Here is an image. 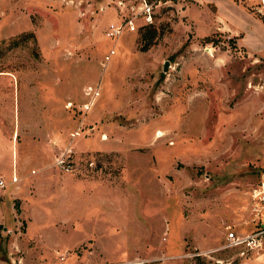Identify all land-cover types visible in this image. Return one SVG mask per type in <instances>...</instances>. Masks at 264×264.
Returning <instances> with one entry per match:
<instances>
[{
    "label": "rangeland",
    "instance_id": "obj_1",
    "mask_svg": "<svg viewBox=\"0 0 264 264\" xmlns=\"http://www.w3.org/2000/svg\"><path fill=\"white\" fill-rule=\"evenodd\" d=\"M146 1L151 22L137 17L111 39L107 23L139 0H0V174H17L30 146L69 175L25 178L0 196V254L17 264H239L257 254L209 249L226 225L256 226L264 0ZM66 148L65 169L56 159Z\"/></svg>",
    "mask_w": 264,
    "mask_h": 264
},
{
    "label": "built area",
    "instance_id": "obj_2",
    "mask_svg": "<svg viewBox=\"0 0 264 264\" xmlns=\"http://www.w3.org/2000/svg\"><path fill=\"white\" fill-rule=\"evenodd\" d=\"M138 10L132 12L129 15L122 17L119 21H110L107 23L104 29V34L106 37L115 39L118 37L123 30H132L134 29V20L137 17H140L143 22L150 23L152 16L150 12V3L146 0H139ZM112 53L113 50L108 51ZM107 57V55L105 56ZM90 92L93 95L97 94V90L90 89ZM91 103V100L88 102ZM88 103H83V107L87 108ZM77 131L72 132L74 135ZM68 149L66 148L64 152H61L56 159V164L63 166L65 169L66 164H64L63 155L66 154ZM17 180V175L12 169L10 176L6 180L3 175L0 174V189L5 187L7 182H15ZM253 200L252 212L253 217L252 221L258 219L259 214L262 209H264V173L261 175V179L257 187L254 188L253 193L251 194ZM223 241L220 245L212 247L210 251H218L222 249H230L234 252L235 256L238 257H247L249 253L254 252L258 253L264 249V225L257 224L254 228L246 232H237L233 225H226L224 227ZM199 254V253H198ZM216 263L222 262L221 259L216 258ZM229 262H226L228 264Z\"/></svg>",
    "mask_w": 264,
    "mask_h": 264
},
{
    "label": "crops",
    "instance_id": "obj_3",
    "mask_svg": "<svg viewBox=\"0 0 264 264\" xmlns=\"http://www.w3.org/2000/svg\"><path fill=\"white\" fill-rule=\"evenodd\" d=\"M228 4L232 9H235L237 6H239L241 8L240 10H243L242 6L237 3H232V4L228 3ZM54 134H55L54 129L52 128L50 129L49 132L46 131V136L48 135V137H52L54 136ZM34 151L35 150H32V147L30 148V146L24 147L22 154L23 158H21L22 159L21 162L23 163L22 164L21 162L18 163L17 166H19V168L18 167L16 168L18 169L17 174L19 175L20 179L16 180L15 182H8L9 185L6 187V189L4 191L2 190L0 191V196H4V194H8L9 192L11 193L13 191L14 192L18 191L20 184L23 182L25 178L29 180L34 179L37 181L38 179H42L43 177H51L57 180L59 176H61L62 178L65 176L67 179H69V175L67 173L60 174V170L62 169L58 168L57 165L56 166L54 165L55 167H53L48 164V160L42 156V154L44 153H41V152H46L45 150L35 151V152ZM31 157L35 158L36 161L33 162ZM29 161L31 163V166H29V168L27 169L25 163L29 165ZM30 169H33V172H30L29 171ZM15 174H16V170H15ZM63 194L66 195L67 199L70 198V194L68 191L67 193H63ZM0 202H1V198H0ZM0 217L2 218V212H0ZM254 222L255 223L253 225H257V224L264 225V220L261 221L260 219L259 220L257 219ZM251 229L248 228V230ZM8 248H12L10 243H8ZM258 253L251 258L250 257L246 258L245 260L241 261L239 264H264V249L260 251L259 254ZM16 260L17 259H14L12 256H9L8 253L0 254V264H17Z\"/></svg>",
    "mask_w": 264,
    "mask_h": 264
},
{
    "label": "water",
    "instance_id": "obj_4",
    "mask_svg": "<svg viewBox=\"0 0 264 264\" xmlns=\"http://www.w3.org/2000/svg\"><path fill=\"white\" fill-rule=\"evenodd\" d=\"M168 61L164 60V62L162 63V69L165 70L167 67Z\"/></svg>",
    "mask_w": 264,
    "mask_h": 264
}]
</instances>
